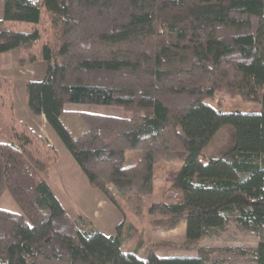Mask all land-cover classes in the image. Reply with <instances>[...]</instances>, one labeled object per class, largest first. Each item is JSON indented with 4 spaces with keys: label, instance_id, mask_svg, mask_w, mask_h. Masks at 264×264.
<instances>
[{
    "label": "trees",
    "instance_id": "1",
    "mask_svg": "<svg viewBox=\"0 0 264 264\" xmlns=\"http://www.w3.org/2000/svg\"><path fill=\"white\" fill-rule=\"evenodd\" d=\"M9 50L20 66L46 62L41 80L25 82L27 107L92 186L139 215L156 163L178 160L164 178L177 200L146 207L154 228L184 222L192 242L233 218L258 237L254 261L264 264V0H3L0 53ZM219 90L258 107L216 108L207 100ZM223 126L232 145L204 157ZM129 150L139 154L126 163ZM56 158L51 142L15 117L12 80L0 76L2 179L20 208L0 207V264H205L152 249L140 257V242L125 249L135 227L124 220L106 235L85 216L71 218L47 181Z\"/></svg>",
    "mask_w": 264,
    "mask_h": 264
},
{
    "label": "rangeland",
    "instance_id": "2",
    "mask_svg": "<svg viewBox=\"0 0 264 264\" xmlns=\"http://www.w3.org/2000/svg\"><path fill=\"white\" fill-rule=\"evenodd\" d=\"M11 53L8 52L5 55L10 59ZM5 60H7L6 57ZM21 67V72L20 70L9 71L13 74L11 80L14 115L16 118H22L38 132L41 131L43 136L47 135L55 147L57 158L48 169L47 181L53 194L71 218L76 219L79 215L85 216L96 230L106 235L114 234L117 225L123 220L132 223L135 232L132 239L125 245V249L132 250L140 242L141 246L138 250L140 257H143L148 249H152L159 255H200L205 264H210L216 260L222 264H255L253 249L258 242V237L249 229L239 226L233 218L228 220L225 227L214 229L208 236L192 242L185 238L184 222L170 231L154 228L151 222L155 217L147 213L146 207L151 202L165 200L171 203L177 200V191L170 189L168 181L164 178L179 166L178 160L167 162L160 159L156 163L154 188L152 194L145 200L144 209L139 215L135 214L123 200H120L119 207L109 200L99 188L92 186L85 172L74 160L55 130L27 108L25 82L27 80H41L45 74L46 62L36 60ZM207 102L222 110L238 109L245 111L258 107L257 103L243 101L236 96L232 97L222 90L217 91L214 97L208 99ZM64 108L101 114L127 115L120 106L66 103ZM23 109L30 112L32 120L22 113ZM37 126H39L40 131ZM233 138L232 128L223 126L204 149L203 156L219 155L232 145ZM138 154L139 151L137 150L127 151L126 163ZM0 176L2 177V173ZM0 207L11 211H20L18 204L9 194L5 185L0 190Z\"/></svg>",
    "mask_w": 264,
    "mask_h": 264
},
{
    "label": "crops",
    "instance_id": "3",
    "mask_svg": "<svg viewBox=\"0 0 264 264\" xmlns=\"http://www.w3.org/2000/svg\"><path fill=\"white\" fill-rule=\"evenodd\" d=\"M2 1L3 0H0V13L2 14V7H1V4H2ZM8 52H12L11 54V57L9 59V57H7L5 54H7ZM5 57L7 58V60H5ZM21 66L17 63V59H16V51L14 50H9V51H5V52H1L0 53V76H6V77H10V78H13V74L9 71H19L21 72ZM28 108V107H27ZM30 111V110H29ZM29 111H26V109H23L22 113L24 115H27L30 117V119L32 118V116L30 115V112ZM14 112H15V108H14ZM40 117L41 120H43L44 122L45 121V118L44 116L41 114V115H38ZM22 119V118H21ZM32 120V119H31ZM38 130L40 129L39 126H37ZM40 131V130H39ZM41 132V131H40ZM45 137H47V139L49 140L48 136L45 135ZM50 141V140H49ZM0 173H2V164H1V160H0ZM4 188V183H3V179L2 177L0 176V190Z\"/></svg>",
    "mask_w": 264,
    "mask_h": 264
}]
</instances>
